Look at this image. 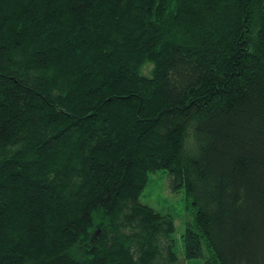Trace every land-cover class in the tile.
Instances as JSON below:
<instances>
[{
    "label": "trees",
    "instance_id": "obj_1",
    "mask_svg": "<svg viewBox=\"0 0 264 264\" xmlns=\"http://www.w3.org/2000/svg\"><path fill=\"white\" fill-rule=\"evenodd\" d=\"M264 264V0H0V264Z\"/></svg>",
    "mask_w": 264,
    "mask_h": 264
},
{
    "label": "rangeland",
    "instance_id": "obj_2",
    "mask_svg": "<svg viewBox=\"0 0 264 264\" xmlns=\"http://www.w3.org/2000/svg\"><path fill=\"white\" fill-rule=\"evenodd\" d=\"M141 203L152 207L158 212L169 214L175 220L176 230L173 238L176 241V251L185 264H203L200 259L187 260L183 244V235L188 222L193 220L194 213L189 206L185 190L172 193L169 187V177L164 171L150 175L148 186L140 197Z\"/></svg>",
    "mask_w": 264,
    "mask_h": 264
}]
</instances>
